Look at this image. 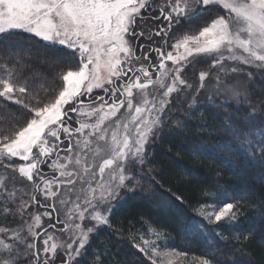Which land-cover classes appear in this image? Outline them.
<instances>
[{"label": "snow or ice", "instance_id": "6c2138e0", "mask_svg": "<svg viewBox=\"0 0 264 264\" xmlns=\"http://www.w3.org/2000/svg\"><path fill=\"white\" fill-rule=\"evenodd\" d=\"M206 13L214 18L198 30L173 31ZM149 19L160 24L146 32ZM141 38L152 43L140 44L138 56L134 41ZM197 63L207 67L198 70V83L190 82L185 70H197ZM240 73L264 81V0H0V216L46 209L28 213L31 222L19 227L0 226V264H57L60 256L59 264H80L98 230L113 228L121 190L146 191L137 175H147L134 168L145 164L153 139L173 124L185 128L198 113L219 115L213 110L226 106L222 92L236 100L221 121L225 139L264 181V95L253 103L249 89L229 82ZM209 86L217 97L207 94ZM174 109L183 116H173ZM183 150L203 154L206 146L198 141ZM222 162L236 170L231 156ZM149 184L148 198L159 207L178 211L184 203L171 189ZM200 196L196 218L179 215L177 225L220 259L196 257L191 264H248L240 249L225 253L213 240L230 239L216 229L235 226L242 201L219 181ZM57 204L64 219L53 223ZM42 217L49 218L46 227ZM209 225L216 226L212 233ZM149 231L154 239L141 235L133 243L144 264H185L189 254L170 246L167 233ZM103 257L93 251L91 264H105Z\"/></svg>", "mask_w": 264, "mask_h": 264}, {"label": "trees", "instance_id": "16d2710c", "mask_svg": "<svg viewBox=\"0 0 264 264\" xmlns=\"http://www.w3.org/2000/svg\"><path fill=\"white\" fill-rule=\"evenodd\" d=\"M253 103H259V98L253 97ZM224 109L229 114L233 113L231 106L227 105ZM200 111L204 112V109ZM176 116L182 117L183 112L176 111ZM225 116L223 113L215 115L205 112L201 119L198 113L190 117L187 126L179 129L174 136L167 133L173 129L171 126L163 129L147 160L145 175L148 178L139 179V184L151 191L149 181H154L160 190L171 189L173 193L181 195L184 203L178 211L156 209L149 199H141L139 189L137 194L126 198L113 211V228L98 231L80 264H91L93 251L104 253L105 264H144L142 255L133 247V243L141 235L146 236L150 229L167 233L171 237L170 246L188 253L185 264H191L196 257L220 259L219 256H209L208 246L203 239L186 236L176 219L179 215L196 218L194 208L201 199V188L215 190L217 181L233 201L240 200L242 204L238 222L233 228L222 222L216 229L230 239L224 241L213 234L215 249L225 253L240 249L248 264H264V181L258 179L256 169L248 164L237 145L225 139L221 122ZM204 123L206 127H200ZM198 141L206 146L203 154L193 155L183 150V146L195 145ZM226 155L234 160L235 171L224 166L222 161ZM185 170L191 174H186ZM218 172L220 176L216 175ZM253 178H257L256 181ZM215 227L209 225L208 233H212ZM237 236L238 241L235 239ZM236 256L239 257L240 252H236Z\"/></svg>", "mask_w": 264, "mask_h": 264}, {"label": "rangeland", "instance_id": "374dc122", "mask_svg": "<svg viewBox=\"0 0 264 264\" xmlns=\"http://www.w3.org/2000/svg\"><path fill=\"white\" fill-rule=\"evenodd\" d=\"M217 11H219L222 14V10H217ZM147 15H158V13H148ZM210 18H214V13H206L205 16L201 17L197 21H194L191 26L180 25V26H177V28H174L173 31L174 32H177V34H183V32L185 31V29L188 28V27H192V28L198 30L199 27H202L203 26V22L205 20H209ZM137 23L140 24L141 22L138 20ZM144 23L148 26L147 28H145V31L147 32L149 29H156L157 26L160 24V21L147 20ZM170 35H171V33H170ZM153 39L156 40V41H159L160 38L153 36ZM174 39L175 38H173V42H174ZM134 43H135V46L137 48L136 54L138 56H140V55H142V52H141V49H140L139 45L140 44H144V45L148 46V45H151L152 42L151 41H148V40H146L144 38H141L138 41H134ZM144 50H147V47ZM168 50H171V49L169 48ZM151 55L152 56H155V53H152ZM205 67H207V65L204 64V63H197V65H196V69L197 70H193L192 69V66H189V68L186 69L185 71H188V72H191L192 73V80H190V82H192L193 80H195L198 83V80L196 79L197 76H198V70L203 69ZM241 67H245L246 70H249V71H255L253 69H247V66H243L242 65ZM228 79H229V82H235V83H237L241 90H244L246 88L249 89L252 97H254L255 99H258L261 95H264V81H261L259 79H255L254 82H250L248 76L246 75V73L236 74V75H233V76L229 77ZM206 83H208L210 85L212 83V81L211 80L210 81H206ZM207 94L208 95H211L213 97H217L216 90L213 89V88H211V86H209L208 91H207ZM201 95H203V93ZM218 99L220 101L225 102L226 106L228 105V106H231L232 107L236 103V100L232 97V95L229 92H222V93H220L219 96H218ZM124 111H125L124 109H121V112L122 113ZM213 111L214 112L215 111H218L219 114L220 113H223L226 116L233 114V113L232 114H229L230 112L229 111H226L224 108L214 109ZM173 116H176V110L175 109L173 110ZM75 126L76 125H73V127H75ZM171 127L173 129L172 130H168V132H167L168 135H173L174 136V134L175 135L178 134V131L179 130H177L175 128V125L173 124V125H171ZM159 138L160 137L154 138L153 139V142L148 146L150 148V152H151L152 148L157 145V142H158ZM150 152L148 153V157H149ZM147 160H146V162H145L144 165H136L135 168H134V171L135 172H143L145 174L146 173ZM19 163H23V162L22 161H19ZM10 171L11 170H9V172ZM43 171L44 172H49V169L46 166H44L43 167ZM155 172H157V171L155 170ZM141 178H144V177L141 176V175H137V180L138 181ZM253 179H254V181H256L257 178H253ZM17 185L20 186L19 181L17 182ZM138 190H139V188H137V190L135 192H125L124 190H121L120 197H122L123 199H121L119 201H113V203L114 204H117L118 205L117 207H119L125 201L126 198H129V197L137 194ZM149 192H150V190L149 189H146V191H141V194L139 196L141 197L142 200L143 199H149L148 198ZM37 198L39 200H43V196L42 195H38ZM53 202H54V200H52V199H50V200L47 201L48 204H52ZM150 204H151L152 207H154L156 209H159V208L160 209H163V208L159 207L158 205L154 204L153 202H151ZM56 207H57V212L53 213V217H52V222L53 223L56 222V219H64V213L62 211H60V205L57 204ZM45 210H46L45 208H41V207H39V205H35V206L29 207L27 209V212L24 214L23 218H21L19 214H16V215H11L10 214V215L7 216V218H5L3 216H0V226H4V227H7V228L19 227V226H21L23 224L24 221L31 222V216L28 215V213H33V212L43 213ZM13 211H14V209H13ZM47 211H50L51 212L52 209L51 208H47ZM42 222H43V226L46 227L47 224H48V222H49V218L48 217H42ZM62 227H63V224H58L57 225V228H62ZM105 228L106 227H103L100 230L105 229ZM37 231H40V229H37ZM48 231L49 232H54L55 235H57V236H60L61 235L58 231H55L54 229H49ZM61 238H63V237H61ZM144 238L145 239H149V240L154 239V237L151 236L149 230L147 232V235L144 236ZM136 243H140V240L138 239ZM60 259H63V257L62 256L58 257L57 264H59ZM80 260H82V258ZM185 263H186V261H185Z\"/></svg>", "mask_w": 264, "mask_h": 264}, {"label": "water", "instance_id": "95a60500", "mask_svg": "<svg viewBox=\"0 0 264 264\" xmlns=\"http://www.w3.org/2000/svg\"><path fill=\"white\" fill-rule=\"evenodd\" d=\"M49 229H51V228H49ZM49 229H48V230H49Z\"/></svg>", "mask_w": 264, "mask_h": 264}, {"label": "flooded vegetation", "instance_id": "af4514ba", "mask_svg": "<svg viewBox=\"0 0 264 264\" xmlns=\"http://www.w3.org/2000/svg\"><path fill=\"white\" fill-rule=\"evenodd\" d=\"M149 20H151V19H149Z\"/></svg>", "mask_w": 264, "mask_h": 264}]
</instances>
